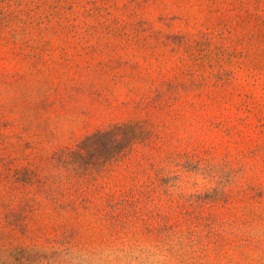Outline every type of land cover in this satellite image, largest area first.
<instances>
[{"label": "rangeland", "instance_id": "obj_1", "mask_svg": "<svg viewBox=\"0 0 264 264\" xmlns=\"http://www.w3.org/2000/svg\"><path fill=\"white\" fill-rule=\"evenodd\" d=\"M0 264H264V0H0Z\"/></svg>", "mask_w": 264, "mask_h": 264}]
</instances>
